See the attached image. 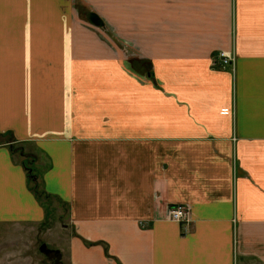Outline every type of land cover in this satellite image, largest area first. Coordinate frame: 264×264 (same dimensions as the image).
<instances>
[{"label": "crops", "instance_id": "obj_1", "mask_svg": "<svg viewBox=\"0 0 264 264\" xmlns=\"http://www.w3.org/2000/svg\"><path fill=\"white\" fill-rule=\"evenodd\" d=\"M11 147L64 264H264V0H0V231L41 229Z\"/></svg>", "mask_w": 264, "mask_h": 264}, {"label": "rangeland", "instance_id": "obj_2", "mask_svg": "<svg viewBox=\"0 0 264 264\" xmlns=\"http://www.w3.org/2000/svg\"><path fill=\"white\" fill-rule=\"evenodd\" d=\"M99 18V17H98ZM92 25V24H91ZM94 27L102 28L99 23H93ZM105 28V27H104ZM112 39H114L111 36ZM221 52L226 53L224 59L221 58ZM219 57L222 59V67L225 69L233 65L234 56L231 53L220 51ZM225 61V63H224ZM227 63V64H226ZM134 70L133 65H127ZM139 68H141L139 66ZM144 79L142 81H147ZM36 166V165H35ZM36 173L37 169L35 168ZM38 175V174H37ZM45 204L48 214V222L38 228L21 229L15 227L3 228L0 231V263L5 264H57V258L53 254L46 255L41 252L40 247L45 244L48 249L55 250L54 236L58 235L57 228L50 234L45 233L49 225L61 221L66 214V207L57 200L49 197L42 201ZM60 222V224H61ZM188 224L189 222H185ZM181 224H184L183 222ZM184 224V225H186ZM45 230V231H44ZM61 254V253H60ZM62 257V256H61ZM61 264H64L62 260Z\"/></svg>", "mask_w": 264, "mask_h": 264}, {"label": "trees", "instance_id": "obj_3", "mask_svg": "<svg viewBox=\"0 0 264 264\" xmlns=\"http://www.w3.org/2000/svg\"><path fill=\"white\" fill-rule=\"evenodd\" d=\"M11 150L14 152H18L21 157H23V165L27 171V176L30 182V188L32 192L35 194V196L42 202L45 199L49 198L50 195L44 190L42 185L39 182V177L35 171L34 165H33V160H31V157L29 154H27L24 150L23 147H20L18 149H14L11 147ZM52 255L54 254L56 256L57 264H61V254L59 251H53L51 253Z\"/></svg>", "mask_w": 264, "mask_h": 264}, {"label": "built area", "instance_id": "obj_4", "mask_svg": "<svg viewBox=\"0 0 264 264\" xmlns=\"http://www.w3.org/2000/svg\"><path fill=\"white\" fill-rule=\"evenodd\" d=\"M225 54L226 53L221 52L220 54L221 58L224 59ZM189 215H190V207L187 205L173 206L169 209V213H168V216L171 220L179 222V223L189 222Z\"/></svg>", "mask_w": 264, "mask_h": 264}, {"label": "water", "instance_id": "obj_5", "mask_svg": "<svg viewBox=\"0 0 264 264\" xmlns=\"http://www.w3.org/2000/svg\"><path fill=\"white\" fill-rule=\"evenodd\" d=\"M40 250L42 253L46 254V255H50L53 250L51 249H48L47 246L45 244H43L41 247H40Z\"/></svg>", "mask_w": 264, "mask_h": 264}]
</instances>
